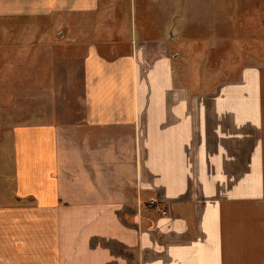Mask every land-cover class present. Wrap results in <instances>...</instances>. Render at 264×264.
<instances>
[{
  "label": "crops",
  "instance_id": "1",
  "mask_svg": "<svg viewBox=\"0 0 264 264\" xmlns=\"http://www.w3.org/2000/svg\"><path fill=\"white\" fill-rule=\"evenodd\" d=\"M22 16L62 17L81 90L77 118L9 126L30 92L0 56V264H264L261 61L210 90L175 75L183 49L263 48L264 0H0ZM14 29L35 49L55 31Z\"/></svg>",
  "mask_w": 264,
  "mask_h": 264
},
{
  "label": "rangeland",
  "instance_id": "2",
  "mask_svg": "<svg viewBox=\"0 0 264 264\" xmlns=\"http://www.w3.org/2000/svg\"><path fill=\"white\" fill-rule=\"evenodd\" d=\"M251 8L256 9L257 6L253 5ZM241 10L238 8L232 12L234 13L233 17H236V19L232 18V20H236V23L235 21L231 22L232 28H236L232 35L236 38L239 35L238 18L241 16ZM61 21L62 17L60 16L36 19L24 16L21 18H0V47L4 46L3 42L13 40L21 41L23 46L29 47L22 49L0 48V56L5 55L9 58V62L17 59L20 63L17 68L14 64L2 65L3 72L7 75H20L19 80L28 88L26 94L30 92V95L23 97H5V112L13 118V121L7 123L9 126L29 121L34 115L38 116L39 123L51 124L64 123L66 121L63 120L64 114H71L70 118H73V113L76 112L77 118V100H79L81 90L80 65L77 63L80 61L83 51L65 47L62 34L57 33ZM32 22L40 26L55 28L52 33H39V41L41 37L43 38V41L39 43L42 47L40 49L31 48L29 32L23 33L22 36L18 32L15 33L14 28H18V25L26 28ZM258 34V37L262 35L264 38V32ZM254 35V32H247L246 36L249 37L247 41L253 40ZM225 44V47L221 45L214 49L180 50L182 52L181 60L175 63L176 81L193 90H210L221 83L237 79L240 70L249 66L250 61H261L259 66L264 68V47L254 48L253 43L250 42L246 46L247 48L233 47L237 45L235 42ZM5 67L6 69H4ZM32 76L41 77L37 83L43 90L40 89V95L37 97L31 94L30 83L27 82L28 78ZM31 100L35 101V105H30ZM14 116H19V119Z\"/></svg>",
  "mask_w": 264,
  "mask_h": 264
}]
</instances>
